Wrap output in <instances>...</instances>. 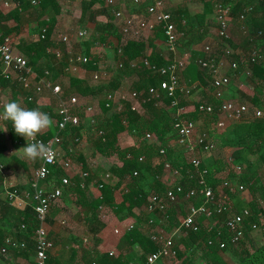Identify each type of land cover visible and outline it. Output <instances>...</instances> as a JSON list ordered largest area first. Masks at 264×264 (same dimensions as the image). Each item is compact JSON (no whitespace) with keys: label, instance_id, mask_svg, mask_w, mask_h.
Masks as SVG:
<instances>
[{"label":"trees","instance_id":"16d2710c","mask_svg":"<svg viewBox=\"0 0 264 264\" xmlns=\"http://www.w3.org/2000/svg\"><path fill=\"white\" fill-rule=\"evenodd\" d=\"M198 1L206 2V8L203 12H195V21H192L188 9L182 10L181 7H178V5L175 4L174 0H166V10L172 13L173 20L178 29L183 32L182 37L178 40V45L182 40H186L189 45H196L202 43L207 38L203 33V29L209 23L206 21V18L209 11L212 9L211 2L210 0ZM251 1L252 0H238L233 9V15L237 17L242 7ZM39 2V11H41V15H48L49 18V20L44 19L40 22V27L47 29L46 36L45 38H41L40 36L38 41L23 47V51L28 56L29 65L33 71L36 72L37 80L45 75L46 70H49L51 72L52 80L55 83L61 84L64 96H72L75 95V93L81 95L96 93L91 89L86 76H71L67 78L66 81L59 80V77L61 76L60 74H62L64 66L67 64V57L64 55L61 59L60 66L56 67L51 59H49V56L52 55L56 57V54L51 53V55H49L50 53L47 54V51L50 52L52 47L58 46L65 52L63 49L66 48L65 42L59 40L60 43H55L51 40L52 31L57 22V16L62 13V7L58 0H39ZM30 6V0H21L19 5L12 10L10 15L5 16V18L12 16L17 19L18 17L16 13L20 12V10L27 9ZM259 6L263 10V16L258 15L257 10ZM82 9L83 13L91 12L96 18L98 15H104L106 17L105 21H97L95 26V29L97 33H100L103 42H105V37L103 35L105 32L112 34L113 31H117L116 35L120 40V52L118 51V48L115 56L116 61L120 63L122 71L134 72L130 88L137 91L139 94L138 108L133 109L132 102L126 101L122 111L113 112L111 114H109V108L106 107V101L104 100L101 104V116L99 115V119H97L96 128L97 130H102L103 135L96 136L94 148L109 160H113L111 167L106 173L109 174L108 178L111 179L113 177L117 179L116 184L112 186L111 184L105 183L103 180L100 182L97 180L95 181V177L90 176L88 173V176L76 178L75 181H72L73 183L71 182L72 185H70L71 188L76 191L78 196V202L76 203L80 205L78 216L81 215L82 219L84 217H91L94 219L92 220V223H89L90 229L97 231L98 228H107V225H104L102 221L99 220V208L104 204L110 206L117 214L121 215V225L119 224L117 227L112 226L107 228V231L110 229V233H104L103 235L109 240L107 239L108 242L104 244L103 251L99 254L98 258L94 261L90 260L89 264H92L93 262H96L97 264H130L124 257L123 251L126 250V248L135 245L138 246L142 253V259L145 261L148 254L159 251L163 246L162 242L154 241L147 230L144 231L143 228H145V224L148 220V214H146L145 208L147 204H149L152 196L164 195L169 188H167L166 183L161 179L162 174L165 171L164 163L170 161L172 168L180 171L181 175L177 177V181L184 186L185 191L199 186V173L197 169L189 162L190 158L175 156L170 147V139L176 138L174 124L178 119L191 120L197 124L198 120L201 118H205V120L207 118L209 121L207 120L208 122L206 124L210 127L217 122L219 115L216 109L211 113H200L199 111L200 104L216 107L221 101L215 97L213 94L214 88L211 86L215 79V75L208 68L202 67L198 63V60L221 58L222 53L220 52V47L217 45L215 47V44L211 53H205L202 49L193 50L190 63L188 62L185 66L184 76L187 77L185 82L190 85L196 84L195 88L191 89V92L194 89L205 91V89L209 88L212 97L208 95L209 97H206L205 99L182 100L179 101V104L174 105V98L169 96L166 91L161 88V82L167 76L161 74L159 69L166 66L172 60V55L167 58L162 51L160 44L157 43L158 39L166 41L162 24L157 25L155 29L152 30V34L148 37H145L142 33L124 37L121 34L119 27L121 21L115 19L112 11H110L105 5V1L83 0ZM247 23L250 33L255 38L252 42L247 41V45H250L251 50L256 49L258 51L257 59L255 62H251L248 58L249 67H246L244 64L240 65V57L238 55L230 56V60L239 63L237 74L242 73L244 68L249 69L248 71L251 80L254 83V92H248L245 96L246 100H249L247 102L251 103L253 106L260 107L264 110V51H260L258 47L259 43L264 41V0H260L255 11L248 15ZM259 31L262 33L259 34ZM7 34L8 33L5 32V36ZM189 36H192V38L189 39ZM229 42L231 43L230 40ZM95 43L94 40L92 42L85 41L82 43L83 52L89 57V61L82 65L84 71L97 70L99 69V65L103 62L97 53ZM43 56H46L44 61H42ZM146 60L149 66L145 63ZM115 77L114 82L111 84L110 91H112L113 88L120 86V82H117L120 76L116 75ZM0 83L4 86L11 85L9 84V80L1 75ZM11 86L12 95H15V101H17V96L19 95L22 99L24 97L25 102H27V96L32 95L34 100L28 102V108H39L41 103L39 98L40 94L36 93V90L33 87L24 90L17 82L14 84L12 83ZM18 86H20V89ZM151 87L157 88L158 95L149 92ZM100 89L97 90V93L102 92V89ZM181 107L183 109H181ZM45 109H49V107L46 106ZM75 113L80 116L81 121L86 117V111L82 105L76 108ZM53 116L56 119V131H59L58 121L60 116L58 110ZM81 128L82 123L79 126L60 130L59 132L64 136L67 131H70V133L76 135L75 137L81 138L79 135ZM9 131L13 143L25 139L23 136L16 134L11 126H9ZM124 132L133 138L132 145L125 147L120 145V135ZM232 132H234L236 140L229 138ZM148 134H150L152 138H149ZM51 135H47L46 137H51ZM220 137L222 145L234 146L231 155V162L236 165V167L235 165L232 167L238 182L243 184L253 194L258 193L259 189L264 193V181L262 182L260 173V168L264 167V116L235 122L227 131L222 133ZM162 148H166L167 150L165 156L160 154V149ZM180 149L186 152L184 147L180 146ZM201 153H203V151ZM248 154H252L255 157L251 159V157H248L250 156ZM204 168H207L208 170L206 175L207 183L217 190L216 186L221 180L216 177V173L221 171L223 167L220 165L209 167L203 162L199 169L201 170ZM135 172L137 174H135ZM191 175L192 177H190ZM121 187H123V189H121ZM118 188L121 189V202H116L115 190ZM184 197L185 194L181 192L177 193V201ZM189 201H193L194 204L200 205L203 203L204 197L198 195ZM171 204L168 208L169 221L173 226H178L180 223L175 216V211L173 208H170ZM243 207L249 208L252 212V214L244 220L246 238L248 232L253 230L251 228L252 224L259 222L260 210L257 208L256 200H253L249 206L247 205V207ZM135 209L139 210L138 213L135 212ZM21 215L24 217L22 225H24L25 228H22L21 225V234L17 233V236L21 240L28 241V238L35 234L39 222L32 206H28L25 212L21 213ZM131 223H137V227L129 231L126 230V227ZM220 223L210 232L205 230H201L197 233L193 231L187 232V250L196 243H202L203 246L201 249L205 252H202L201 255L206 264H229L222 257L221 252L230 249L235 255L242 257L243 264H248L250 262L248 258L254 256L252 250L245 249L243 246L244 249L242 248L240 252L238 251L239 245L245 244V239L240 244L229 245L225 249H220L217 243L213 245L208 244L209 238L215 239L217 229H222L224 227V225ZM172 225H166L165 228L169 229ZM116 229H118L119 232H116ZM120 238L119 249H114L115 244L111 241H119ZM222 238L224 240L228 239L226 233H224ZM124 241L127 242V244L124 243L128 246L126 248L123 246L124 244H122ZM116 244H118V242ZM175 248L177 249L176 256L179 258L182 257L185 252H180L178 245H176ZM28 249L29 247L21 250V255L29 258L31 252H28ZM30 249H32V246H30ZM262 249L261 246L257 247V250L259 251ZM32 253L35 254L36 250ZM3 256L4 255L0 254V261L3 260ZM192 256L193 255H191V257ZM48 264H52L50 258Z\"/></svg>","mask_w":264,"mask_h":264},{"label":"built area","instance_id":"2783aa9c","mask_svg":"<svg viewBox=\"0 0 264 264\" xmlns=\"http://www.w3.org/2000/svg\"><path fill=\"white\" fill-rule=\"evenodd\" d=\"M33 4H37L38 0H31ZM238 0H210L213 5L214 21L217 26V39L216 45L220 47L222 53L221 58L213 59H199L198 63L208 68L214 75L215 79L212 82L214 88L213 94L220 100V104L216 107L212 105L200 104V113H211L215 109L218 112L219 118L215 123L216 128L225 126V119H229L231 122H241L248 119L260 118L264 116V111L260 107H255L247 101H242L233 98L226 97V88H228L237 75L239 69V63L230 60V56L235 54V50L229 42L228 30L230 22L233 19V9ZM125 0H106V5L114 7L117 4H123ZM132 2L139 6H144L145 10L137 14H127L122 9H114L112 11L115 19L121 21L119 23L121 34L124 37H129L133 34H144V31H151L159 24H162L164 33L166 36V44L170 54H172V60L159 69L161 74L167 77L161 82V88L166 93L173 97V104H179L182 101V95H188L192 88H195L196 84L190 85L183 83L181 80V67L183 62L178 57L179 45L178 40L182 37L181 32L176 23L173 20L172 13L166 10V0H132ZM260 0H252L239 11L237 19L243 24V28L247 31L246 21L249 14L255 11ZM185 22V20H184ZM47 29L43 28L41 38H45ZM86 28H79L75 31L77 38L84 40L88 35ZM262 32L259 31V34ZM59 39L65 42L70 41V36L67 34H59ZM254 36H249V41H254ZM99 43V42H98ZM214 42L208 41L202 47V51L205 53H211L214 49ZM120 52V48L118 49ZM56 57L62 59L64 53L61 50L55 51ZM258 56L256 49L252 50L249 59L251 62H255ZM89 61V57L84 53L70 55L67 58L68 71L75 75L78 74L82 65ZM0 62L1 71L0 75L4 78H15L24 90L34 88L36 93L42 95L45 92H50L58 100V113L60 119L58 121L59 131L71 127L79 126L82 121L79 115L75 113L76 108L81 106L79 98L75 95L64 96L62 86L60 83H55L51 78V72L45 71V75L37 80V75L29 65V60L15 52L12 40L9 36H5L0 32ZM145 63L149 66L147 60ZM109 75L104 65L100 64L99 69L94 70L91 79L93 83H98ZM209 89V88H208ZM151 94L157 93V88L151 87L149 89ZM179 92V93H178ZM23 103L21 106L28 108V102H32L34 97L32 95L27 96V102L23 97ZM139 94L137 91L121 90L120 93L115 91L105 90L106 107L109 108V114L113 112L122 111L124 103L126 101L132 102V108L139 107ZM86 112L92 114L90 117V123L97 135H103L102 130H97V118L95 117V106L89 104L84 106ZM181 109H183L181 107ZM180 109V110H181ZM3 119V117L1 116ZM174 128L176 130V138L174 142L186 150L187 154L191 157L189 162L197 169L199 176V186L192 188L188 191L184 190V186L177 181V177L180 171L174 170L170 161L164 163L165 170H169L173 173L175 179L169 182L170 187L167 189L164 195L152 196L149 204H147L145 210L148 214V220L145 224V228L151 238L156 242H162V248L154 253L148 254L146 260L141 264H156L158 261L164 258H171L177 255V249L175 248L174 238L178 233L182 231L200 232L203 228L204 219L213 220L209 225L208 230H212L217 224L220 223L221 217H224V227L217 229V233L214 238H209L208 244L213 245L217 243L220 249H225L229 245H238L245 239V227L244 220L249 217L252 212L249 208L243 209L241 212H235L233 204L229 201L225 194H222L215 190L211 185L207 183L206 175L207 168L199 169L203 163V160L199 153L210 152L215 148V143L209 140L206 134L198 133L197 124L191 120L178 119ZM55 131L51 137H46L48 130L42 131L36 137L37 140L44 143L49 148L48 160H40V164L36 170V176L32 182L33 193L27 194V197L31 195L34 200V210L36 212V218L39 225L35 231L36 241V264H48L49 253L54 244L50 240L49 232L47 229V216L51 207L54 204H58L61 201L63 189L65 186L71 184L70 177L65 175L62 177L61 186L53 189H46L39 185L40 181L46 180L52 174L54 168L59 163L60 153L57 150L58 145L63 141V135ZM149 138H152L148 134ZM81 138L75 137L73 143L75 145L81 144ZM31 142V141H30ZM167 153L166 148L160 149V154L165 156ZM61 167L64 170L72 168L71 158L64 159L61 163ZM135 174H137L135 172ZM88 176V172L83 173V177ZM192 177V175L190 176ZM237 189L239 191L246 190L247 188L240 184ZM181 192L185 194V197L189 200L202 195L204 197L203 203L196 205L191 201L187 205L185 214L180 221V225L174 226L169 232L165 228L166 221H169L168 208L171 203L177 201V193ZM7 198L10 202L16 203L18 206L25 204V198L19 196L16 192H7ZM158 215H161L160 217ZM221 224V223H220ZM137 227V223H131L126 227V230H132ZM22 228H25L22 225ZM253 230L258 228L257 223H253ZM116 232H119L116 229ZM226 233L227 240H224L222 236ZM7 242L12 245H18L16 238H8ZM6 248L3 247L0 250V254L5 255ZM1 264V263H0ZM93 264H97L93 262Z\"/></svg>","mask_w":264,"mask_h":264},{"label":"crops","instance_id":"0c3cea01","mask_svg":"<svg viewBox=\"0 0 264 264\" xmlns=\"http://www.w3.org/2000/svg\"><path fill=\"white\" fill-rule=\"evenodd\" d=\"M58 1L60 2L61 7H62V13L57 16V22L52 31L51 40L52 42H55V43L59 42L60 40L58 38V35H59L58 32L60 30L63 31L65 29H68L67 28L68 25L65 22H62L63 21L62 19L64 17H67V15H70L69 9L71 7L74 8L79 5L80 11L82 12L83 10L82 9L83 0H58ZM103 1L106 2V0H103ZM20 2L21 0H0V32L3 35H5V32H7L8 34L6 36H9L11 38L12 45H13L15 52L18 54H21L22 56L28 59L27 54L23 51V47L39 40L42 30H43V28L40 27V22L44 19L49 20V18H48V15H41V11H39V3H40L39 0L37 4H33L31 1V6L29 8L20 10V12L16 13L18 17L17 19L12 16L5 18V16L10 15L12 10H14V8L17 7ZM127 4H134V3L132 2V0H125L123 4H117L114 7L107 6L105 3V5L108 7L110 11H113L114 9H119V8L124 10ZM211 6L213 5L211 4ZM199 8L201 9H198L196 12H203L205 11L206 5L204 7V4H203L199 6ZM144 10H145V7L143 6L142 10H140L139 13ZM211 10L213 11V8ZM127 14H130V13L128 12ZM99 16L102 17V21L106 20V17L104 15H98L97 16L98 19L101 18ZM213 19H214V12H213ZM245 24L247 27L246 32L248 36L241 43V46L242 48L243 46L244 47L248 46L249 50L246 49V54H243L242 48L240 49L238 48L237 50L234 48L235 50L234 56L238 55L240 57L239 58L240 65H243V64L245 65L246 63H248L249 55L251 54L253 50V49L252 50L250 49V45H247V41H249V36L252 34L249 31L248 23L246 22ZM78 27L83 28L81 25H79ZM75 31L76 30H74L73 34L72 33L70 34L71 35L70 41H73L72 40L73 37L77 41L80 40L79 38L76 37ZM148 32H149L148 34H146L145 32L144 34L145 37H148L149 35L152 34L151 31H148ZM109 39L114 40V44H115V47L111 53L109 50V45L107 43L99 42L98 45H96L95 43V47L103 48L108 58L116 61L115 56H116V51L119 48L120 40L118 36H114V38L109 37ZM209 40L210 38H206L201 43L202 47ZM69 42H65L66 48H63L65 52L61 49V47L55 46V47H52L50 52L47 51V54L48 53H50L49 55H51V53L55 54V51L61 50L63 53H65L64 55H66V57L68 58L70 55L84 53L82 48H81L82 50L80 49V51L77 49H74L73 45L70 46L72 42L71 43ZM157 43L160 44L161 49L167 58L170 55H172L168 51L166 41L158 39ZM231 45H233L232 41H231ZM194 49H199V48L197 45H195ZM192 54H193V51L191 52L190 58ZM49 57H50L49 59H51V57L53 56L51 55ZM45 59H46V56H43L42 61H44ZM189 63H190V59H189ZM185 66L186 65H184V62H183V65L181 67V78H182L183 73H185L184 71ZM0 68H1V62H0ZM67 68L68 66L66 64L64 66V69L67 70L66 71L68 75L67 78L71 76L77 77V76L82 75V76L87 77V80L89 81V83L92 82L91 75L93 71H84L83 68L81 67L78 74L73 75L68 71ZM248 70L249 69L244 68V71L242 73H238L236 75V78L232 79V82H231L232 84H230V86L226 90L227 98H233V99L235 98V99L242 100V101H248L246 100L245 96L248 94V92L250 93L254 92L253 90L254 83L252 82L253 84H250V85L243 83V84H240L239 86L237 84L239 83L238 82L239 79H241L243 76L245 75L250 76V73ZM66 72H64V74H66ZM107 78L108 76L104 79H107ZM7 80H9V84L11 85L12 83L14 84L17 82L15 78L7 79ZM123 83H126V82L124 81ZM183 83H186V82H183ZM11 85L4 86L0 83V112H2L3 105L5 103L15 99V95H12ZM241 85H245V86H241ZM18 87L20 89V86ZM121 87L122 88L125 87L124 84ZM45 93H50V92H45ZM203 93L205 94V96L207 95L206 97H209L208 95L212 97L211 91H209V89H205ZM42 95L39 96V98H41L40 100L41 103L45 102L42 99L43 97ZM186 96L187 95H182L183 101L187 100V98H183ZM17 101L20 104L23 103V100L21 97H19V95L17 96ZM54 123L55 124H53L54 126L53 129L49 130L47 135H51L56 131V120L54 121ZM201 123L202 122L198 120L197 122L198 133L207 134L208 138L212 140L214 143L216 142L215 144H217V146L220 147L219 152H217L216 151L217 148H215L210 152L200 153L203 162L207 166L215 167L216 165L218 166L220 165L223 167L221 171L216 173V177L221 180V182L218 183L216 186L217 191L227 196L229 201L233 204L235 212L245 209L243 206L247 207V205L249 206V204H251L253 200H256L257 208L260 210L259 211L260 218H259V222H255V223H257L258 225H263L264 224V193L260 191V189H259V192L256 194L255 193L253 194L248 188L243 191H239L237 189L240 183L238 182L235 176L230 174V171L233 170L232 166L235 165L231 162V155L234 150V146L232 147L228 145L226 146L222 145V141L220 137L221 132L217 130L215 124H212L213 126L211 125L210 127L208 126V124L201 125ZM9 126L12 127L11 121L2 119L0 116V250L3 247H5L7 250L5 255L2 257L3 260L0 261V263L1 264H36V256H35L36 253L35 254L32 253V252H35L36 250L35 234L31 235L28 238V241H26V240L19 239L17 236V233L21 234L20 229H21L22 221L24 219L21 213L25 212L28 206L33 207L35 204L34 200L31 198V195L27 197V194L33 193L32 182L34 181V178L36 176V170L40 164V159L33 161V160L26 158L23 155V152L22 150H20V148L25 146L27 141L26 139H23V140L16 141L15 143H13L11 140ZM86 127L85 125H82V128L80 129V132H79L80 136H84L85 134H87ZM230 127H228L227 130ZM4 129H7V130L3 131ZM74 136L76 135H74L73 133H70V131H67L66 134H64L63 141L57 147V150L60 153V161L57 164V166L54 168L50 177L46 180L40 181L39 185L46 189H53L58 186H61L62 177L65 175H68L72 182V181H75L76 178H80L81 176H83L84 172H88L90 176L95 177V181L97 180L100 182L103 179H106L107 184H111L112 186H114L117 182L116 178H113V177L111 179L104 178L106 171L111 167V165L109 164L107 160V157L97 152L95 148H93V152L95 156H98V158L92 157L93 155L88 154L86 152V145L83 143V141H81L80 145H75L73 143ZM229 138H231L232 140H236L235 139L236 136L234 132L230 134ZM173 140H175V138L170 139V142L172 145V146L170 145V147L174 152V149L180 148V146L177 145ZM132 144H133V139H132V143H130L129 145H132ZM248 155H250L248 157H251V159L255 157L252 154H248ZM67 158H71L72 168L64 170L61 167V163L64 159H67ZM106 160L108 164H106L105 162ZM73 163H75L76 165H73ZM168 171L169 170H165L161 177L163 182L166 183L167 188L170 187L169 182L173 181V179L168 180L165 178V174ZM262 171H264V167L260 168V172ZM70 185L64 187L61 201L58 204H54L51 207L50 212L47 216V229L49 232L50 240L54 244L53 248L51 249L49 253V258L51 259L52 264H89L90 260L94 261L98 258L99 254L103 251L104 244L108 242L107 241L108 238L103 235L104 233L106 234L110 233L109 232L110 229L107 231V228L112 227V226L117 227L119 224L121 225V215L117 214L110 206L104 204L103 206L99 208V220H101L104 225H107V228H103V229L98 228L97 231L90 229L89 223H92V220L94 219H92L91 217L89 218L84 217L82 219L81 215L78 216V211L80 210V205L76 204L78 202V196L76 194V191L72 189ZM121 189H123V187H121ZM121 189L118 188L115 190L116 202L122 201V194L120 192ZM9 191L16 192L19 196H21L22 198H25V204L22 206H18L16 203L10 202L7 198V192ZM189 203H190L189 200L181 198L175 203L171 204L170 208H173V210L175 211V216L178 219L179 223L181 219L183 218L185 214V208L187 205H189ZM138 211H139L138 209H135L136 213H138ZM212 221L213 220L204 219L202 230L210 232L211 230L209 231L208 227L209 225L212 224ZM223 221H224V217H221V224H223ZM167 222L169 223V221ZM173 227L174 226H172L171 228L167 230L170 232ZM143 230L146 231V228H143ZM249 232L251 233L250 235L253 238L252 233L256 231L251 230ZM249 232L245 239L246 241L248 239V242H245L246 244L245 247H247V249L251 251L252 245H253V248H255V247H259L260 244L259 245L254 244L253 242L254 238L253 239L250 238ZM262 234L263 232L261 233V236ZM181 235H183V233H181ZM8 238H16V240L18 241L17 243L18 245L16 246V245H12L8 243L7 242ZM260 238L261 237H259L258 240H260ZM120 241H121V238L119 239V241L117 240L111 241L115 244L114 249H119ZM117 242L118 244H116ZM124 243L127 244L126 241L122 242V244ZM125 244L123 246L125 248L128 247ZM180 245H183V244H180ZM30 246H32V249H30ZM27 247H29L28 252H31L29 258L21 255V250ZM137 251L140 252L137 245L133 247L131 246L130 248H126V250L123 251L124 257L129 261L130 264H134L132 257ZM186 251H188L187 248H185V250L182 252H186ZM192 251H193V254L191 253ZM202 252H205V251H203L201 247L197 248V243H196L188 251V253H191L190 255H193L189 260L191 259L200 260L201 259L202 261H204L201 255ZM140 254L142 255V253ZM225 254L236 256L235 253H233V251H231L230 249L221 252V255L224 259H225ZM167 259L168 258H164L160 260L159 262H157L156 264H166Z\"/></svg>","mask_w":264,"mask_h":264},{"label":"rangeland","instance_id":"374dc122","mask_svg":"<svg viewBox=\"0 0 264 264\" xmlns=\"http://www.w3.org/2000/svg\"><path fill=\"white\" fill-rule=\"evenodd\" d=\"M175 4L178 5V7H181L182 10H185V9H188L190 11V19L192 21H195V15H194V12H196L198 9H201L199 8V6L203 5L204 4V7H205V3L204 1H196V0H174ZM212 4V2H211ZM142 7L143 6H139V5H136V4H127V6H125L124 10L126 13H130V14H137L139 13L140 10H142ZM213 7V6H211ZM69 12H70V15H67V17H64L62 20V22H65L68 26L67 28L68 29H65V30H60L58 33L59 34H67L71 37V33L73 34L74 33V30H78L79 29V25H81L83 28H86L88 30V35L86 36V38L84 40H79L77 41L74 37L72 38L73 41H70L69 43L70 46L73 45V48L74 49H77L80 51V49L82 48V43H84L85 41H90L92 42L94 40V42H96V45H98L100 43H107L109 45V50H110V53L113 51L114 47H115V44H114V40H110L109 37H113L114 36H117V31H113L112 35L111 34H108L107 32H105L104 37H105V42H103L101 40V36H100V33H97L96 29H95V26L97 24V21L98 22H101L102 21V17L100 19L96 18L94 16V14H92L91 12L88 13V12H81L80 9H79V5L74 7V8H70L69 9ZM213 12L214 11H209L208 13V18H206L207 22H209L205 28L203 29V33L205 34V36L207 38H210L209 41L211 42H214L215 43V47H216V39H217V26H216V23H213L215 22L214 19H213ZM258 15L259 16H263V10L262 8L259 6L258 7ZM247 22V21H246ZM148 34L149 32L147 30L144 31V34ZM228 35H229V39L232 41V47L235 48L236 50L239 48H242L241 46V43L244 41V39L248 36L247 35V32L244 30L243 28V25L240 23V21L233 15V19L232 21L230 22V26H229V30H228ZM58 38H59V35H58ZM192 36H189V39H191ZM109 39V40H108ZM109 41V42H108ZM75 42V43H74ZM198 46L199 49H202V44L199 43V44H196ZM179 52H178V55L179 57H181L182 61L184 62V65L188 64L189 62V59H190V55H191V52L194 49L195 45H189V43H187L186 40H182L180 43H179ZM259 47V50L260 51H264V41H262L261 43H259L258 45ZM249 47L248 46H243L242 48V53L243 54H246V49H248ZM76 50V51H77ZM97 53L99 54L101 60L103 61L102 64H104V67L105 69L108 71L109 75H108V78L107 79H103L101 80L100 82L98 83H89L91 89L96 92V93H87V94H84V95H81V94H77L75 93V96H77L81 102V105L84 107V106H87L89 104H93L95 106V117L97 119H99V115L101 116V104L102 102H104L105 100V90H109L110 91V87L112 86V82H114V78L115 77V74L120 76L119 77V80L117 82H120V86L116 87V88H113L112 91H115L117 94L120 93L121 90H124L126 89L127 91H133L132 88H130L131 86V81H132V78L134 76V72L133 71H122L121 69V66H120V63L117 62V61H114L113 59H109L108 56L106 55V52L104 51L103 48H97ZM54 55V54H53ZM112 56V54H111ZM51 61L55 64L56 67H59L60 64H61V60L60 59H57L55 56L51 57ZM246 67H249L248 63L245 64ZM248 65V66H247ZM67 70L64 69V72H66ZM61 76L59 77V80L60 81H66L67 80V72L66 74H63V71H62V74H60ZM186 76H184V73L182 75V82H185L186 81ZM236 78V77H235ZM234 78V79H235ZM126 82V83H123V82ZM239 83L238 86L240 84H243V83H246V84H253L252 83V80L250 79V76H243L241 79H239L238 81ZM124 84L125 87H121L122 85ZM232 84V83H231ZM235 84V82H234ZM241 86H245V85H241ZM102 89V92L101 93H97V90L99 89ZM122 88V89H121ZM100 89V90H101ZM42 99L43 103H40V106H39V109L42 111V112H46L50 115V117L53 119V121H55V117L53 115H55L56 111L58 110V102L56 100V98L50 94V93H44L42 95ZM183 98H187V100H199V99H205L206 96L205 94L203 93V91L201 90H196L194 89L191 93H189L186 97H183ZM41 100V98H40ZM249 101V100H248ZM251 102V101H250ZM48 106L49 109H45V107ZM92 116V114L86 112V117L82 120V125H85L86 127V132L87 134H85L84 136H81V139L83 141V143L86 145V152L88 154H91L93 155L92 157H96L98 158V156H95L94 155V152H93V148H94V141H95V138L97 136L96 134V131L94 130L95 128L92 127L91 123H90V117ZM224 121H225V126L224 127H219L217 128V130L219 132L224 133L225 131H227V128L232 126V124L234 122H231L229 119H225L223 118ZM209 119L206 118H201L200 119V122L201 125L203 124H206ZM55 124V123H54ZM54 126L50 127L49 129H47L48 131L49 130H52ZM75 137V136H74ZM73 137V138H74ZM132 137L127 134L126 132L122 133L120 135V139H119V143L121 146H128L130 143H132ZM216 143V142H215ZM216 148H217V152L220 151V147L217 146L216 144ZM174 154L175 156H178V157H181L184 158H190L191 155L190 154H187L186 152H184L183 150H181L180 148H175L174 149ZM108 162L110 165H112V162L113 160H109L107 158ZM107 160L105 161L106 164H108ZM104 162V161H103ZM73 165H76L75 163H73ZM234 170L230 171V174L235 176L234 175ZM261 173V180L262 182L264 181V171L260 172ZM109 175L108 173L105 174L104 178H108ZM165 178L168 179V180H171V179H175L173 173L171 171H168L166 172L165 174ZM102 180V179H101ZM103 181L105 183H107V180L106 179H103ZM186 198V197H184ZM187 199V198H186ZM159 217L161 215H158ZM173 223V222H172ZM167 226H170L172 224H170V221L169 223L166 221L165 223ZM173 226V225H172ZM171 226V227H172ZM258 230V231H257ZM251 231V230H250ZM253 231H256V232H253V238H254V244H260L261 248H263L262 250H257V247L253 248V245L251 247V250H252V254L254 255L253 257L251 258H248V260L250 261L248 264H264V224L263 225H258V228L257 229H254ZM263 232L262 236H261V233ZM183 235H181V233L177 236L179 237H175L174 238V241H175V245H178V248L180 250V252L184 251L186 246H187V235H185L186 231H182ZM255 233V234H254ZM187 234V233H186ZM251 233L249 232V235ZM255 235V236H254ZM260 238V240H258V238ZM250 238H252V236L250 235ZM257 238V239H256ZM246 239V238H245ZM245 242H248V239L247 241L244 240ZM180 244H183V245H180ZM195 245V244H194ZM246 244H244V247H245ZM203 244H197V248H200L202 247ZM193 247V246H192ZM243 248V245H239V248H238V251L240 252ZM247 247H245L246 249ZM183 249V250H181ZM244 249V248H243ZM189 251V250H188ZM188 251H186L184 253V255L182 257H171V258H168L167 259V262L166 264H205L204 261H202L201 259L200 260H189L190 257H191V253H188ZM141 252L137 251L132 259L134 261V264H141V261H142V255L140 254ZM193 254V252H192ZM242 257H238L237 255L236 256H231L229 254H225V260H227V262L229 264H243V261L241 259ZM245 261V260H244ZM193 262V263H192ZM246 264V263H244Z\"/></svg>","mask_w":264,"mask_h":264},{"label":"clouds","instance_id":"9594fccd","mask_svg":"<svg viewBox=\"0 0 264 264\" xmlns=\"http://www.w3.org/2000/svg\"><path fill=\"white\" fill-rule=\"evenodd\" d=\"M0 116L11 121L14 132L26 139V145L20 148L26 158L33 161L48 160L50 151L48 146L36 139L38 134L54 124L48 113L42 112L39 108L23 107L18 101L12 100L3 105Z\"/></svg>","mask_w":264,"mask_h":264}]
</instances>
